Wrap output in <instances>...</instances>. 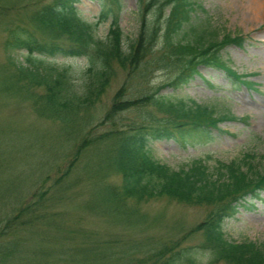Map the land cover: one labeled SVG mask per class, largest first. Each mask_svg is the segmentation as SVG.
Wrapping results in <instances>:
<instances>
[{
    "label": "trees",
    "instance_id": "16d2710c",
    "mask_svg": "<svg viewBox=\"0 0 264 264\" xmlns=\"http://www.w3.org/2000/svg\"><path fill=\"white\" fill-rule=\"evenodd\" d=\"M80 1L0 0V30L6 34L2 44L7 54L0 65V96L30 101L37 117L59 122L63 140L73 143L65 166L44 173L35 188L25 189L13 174L0 176V264H7L11 257L22 259L31 243L36 252L48 254L44 246L48 238L58 243L71 240L70 236L62 239L61 231L52 229L64 226L56 206L79 192L85 175L92 184L103 186L102 191H94L96 201L91 198V204H86L94 210L103 207L111 213L132 214L134 209L127 210L129 202L140 204L156 198L208 209L201 222L157 252L155 263L201 264L195 254L203 250L210 257L206 264H264L263 246L230 240L224 231L226 219L264 192V166L235 159L211 168L199 157L175 169L157 160L150 148L153 140L175 138V134L184 139L185 132L213 139V130L225 132L221 122L237 118L218 116L209 105L194 99L174 100L163 90L184 86L200 74L201 65L217 66L233 84L251 88L255 83L246 79L248 74L238 73L217 54L227 45L242 44L244 37L226 34L221 40L206 42V30H199L201 23L194 20L192 0H137L139 31L126 43L121 0H103L95 21L82 16ZM110 20L106 38L98 37V27ZM187 24L194 34L191 38L180 35ZM20 51H26L25 60L12 56ZM60 57L87 59L80 90L75 89L71 67L55 61ZM120 69L126 72L125 81L114 93L103 120L92 125L89 111L102 100ZM154 70L165 71L168 80L149 86ZM135 77L141 89L125 99L128 83ZM129 110L136 111L137 117L119 126L117 116ZM106 121L111 124L106 131L85 133ZM7 141L0 137V164L11 153ZM89 152L94 154L83 167L82 159ZM112 174L120 177V183L105 185ZM197 235L199 244L184 245ZM77 247V264L107 259L108 252L97 244Z\"/></svg>",
    "mask_w": 264,
    "mask_h": 264
},
{
    "label": "rangeland",
    "instance_id": "374dc122",
    "mask_svg": "<svg viewBox=\"0 0 264 264\" xmlns=\"http://www.w3.org/2000/svg\"><path fill=\"white\" fill-rule=\"evenodd\" d=\"M102 1L81 0L78 7L82 10V16L89 21L97 20ZM192 1L195 3L194 20H197V24L201 23L199 30H206V42L221 40L226 34L244 36L242 44L227 45L217 54L238 73L248 74L247 79L254 81L255 86L248 89L233 84L223 69L214 65H201L200 74H196L187 84L178 89L167 88L163 92L170 94L174 100L194 99L200 104H207L218 116L230 114L237 118L221 122L219 126L225 132L213 130V139H204L197 132H185L184 142L180 134H175V138L153 140L150 143L151 152L157 160L175 169L199 157L204 158L211 168L219 162L235 159L264 166V11L253 20L249 8L253 0ZM121 3V26L125 42L128 43L139 31L140 12L137 0H121ZM110 22L111 20L106 21L98 27V37L106 38ZM5 35L0 30V65L7 59L2 44ZM180 35L193 37L190 25L187 24ZM25 53L26 51L15 52L12 56L25 60ZM55 61L59 65L71 67L75 89L80 90L87 59L60 57ZM125 77L126 72L120 69L110 88L102 95V100L89 111L93 115L92 125L103 120L114 93L124 83ZM168 78L165 71L154 70L148 85H159ZM129 83L125 99L141 89L137 77ZM150 109L155 110L154 107ZM136 114V111H123L117 116V123L123 126L137 117ZM110 125L106 121L96 129H87L85 133L104 132ZM60 127L57 121L37 117L30 101L18 96H0V137L8 139L7 149L11 152L6 156L7 166L4 161L0 164V176L13 174V178L21 180L25 189L35 188L44 173H53L60 165L65 166L73 143L71 140V143L63 140ZM12 136L15 137L14 140L11 139ZM93 154L94 152H89L83 157V167ZM78 174H82V171H78ZM92 182L94 181L85 175L78 186L79 192H73L67 202L56 206L64 226L52 229L55 232L61 231L62 239L70 236L71 240L58 243L57 240L48 238L44 243L48 254L36 252L33 250L36 245L31 243V250H26L22 259L14 260L11 257L7 264H43L46 258L48 264H77L75 250L79 248L77 246L86 244H97L103 252H108L106 260L95 264H158L155 263L157 252L201 222L208 211L204 206L181 204L168 198H156L140 204L129 202L127 210L134 209L132 214H119L116 211L111 213L103 207L94 210L86 204L96 201L94 191H102L103 186ZM104 183L119 184L120 177L109 175ZM224 231L230 240L254 241L264 247V192L259 198L253 199L251 204L241 206L235 216L226 219ZM200 241L201 237L197 235L187 239L184 245L199 244ZM195 257L201 264H206L210 258L203 250L198 251ZM90 263L92 262L88 260L87 264Z\"/></svg>",
    "mask_w": 264,
    "mask_h": 264
},
{
    "label": "bare ground",
    "instance_id": "6f19581e",
    "mask_svg": "<svg viewBox=\"0 0 264 264\" xmlns=\"http://www.w3.org/2000/svg\"><path fill=\"white\" fill-rule=\"evenodd\" d=\"M249 8L251 18L256 19L264 11V0H253Z\"/></svg>",
    "mask_w": 264,
    "mask_h": 264
}]
</instances>
